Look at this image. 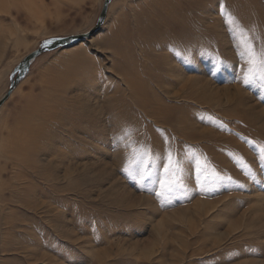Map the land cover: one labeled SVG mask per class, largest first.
<instances>
[{
  "label": "rangeland",
  "instance_id": "rangeland-1",
  "mask_svg": "<svg viewBox=\"0 0 264 264\" xmlns=\"http://www.w3.org/2000/svg\"><path fill=\"white\" fill-rule=\"evenodd\" d=\"M103 4L0 0V99ZM231 18L264 45V0H111L31 64L0 107V264H264V90Z\"/></svg>",
  "mask_w": 264,
  "mask_h": 264
},
{
  "label": "snow or ice",
  "instance_id": "snow-or-ice-1",
  "mask_svg": "<svg viewBox=\"0 0 264 264\" xmlns=\"http://www.w3.org/2000/svg\"><path fill=\"white\" fill-rule=\"evenodd\" d=\"M222 14H223V10ZM232 22L236 24L235 28L230 30L235 34L234 42L237 46V55L240 57L243 64L247 65L246 69H242L243 76L242 82L245 85L258 84L259 87L264 90V45L260 47L259 50L256 49L255 45L252 43L251 39L248 37V31L242 25H239L234 18H231ZM187 59V57H186ZM224 62L217 60V67L222 65ZM160 157H154L150 150L144 151V155L136 161V165L133 168L125 167L124 171L129 176H139V180L143 183L144 180L152 176V172L149 168L154 164L155 160ZM261 165H264V156L260 159ZM178 162L174 161L172 153L169 152L167 156V162L163 165V172L165 177L172 175L173 177L178 172ZM219 179V177H215ZM162 192L159 195H166L172 193L176 188H183L181 183H170L167 179L160 182Z\"/></svg>",
  "mask_w": 264,
  "mask_h": 264
},
{
  "label": "water",
  "instance_id": "water-1",
  "mask_svg": "<svg viewBox=\"0 0 264 264\" xmlns=\"http://www.w3.org/2000/svg\"><path fill=\"white\" fill-rule=\"evenodd\" d=\"M110 1L111 0H104V4L101 10V13L98 17L97 23L91 31L83 35L70 36V37H65V38L63 37L62 38H51L49 40L42 41L39 47L35 51H33L27 57H25L21 61V63L17 67H15V69L13 70L11 76L15 77V80L12 81L9 90L0 99V107L10 97L16 85L27 75V73L29 72V67L38 57H40L41 55L45 53L53 52L58 49H62L70 45H73L82 40L89 39L93 35H95L99 31V29L101 28V26L103 25L105 21L107 7Z\"/></svg>",
  "mask_w": 264,
  "mask_h": 264
},
{
  "label": "bare ground",
  "instance_id": "bare-ground-1",
  "mask_svg": "<svg viewBox=\"0 0 264 264\" xmlns=\"http://www.w3.org/2000/svg\"><path fill=\"white\" fill-rule=\"evenodd\" d=\"M29 68H31V67H29Z\"/></svg>",
  "mask_w": 264,
  "mask_h": 264
}]
</instances>
